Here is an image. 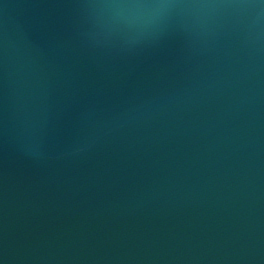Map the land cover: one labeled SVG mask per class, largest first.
I'll return each mask as SVG.
<instances>
[{
  "label": "water",
  "instance_id": "water-1",
  "mask_svg": "<svg viewBox=\"0 0 264 264\" xmlns=\"http://www.w3.org/2000/svg\"><path fill=\"white\" fill-rule=\"evenodd\" d=\"M0 264H264V0H0Z\"/></svg>",
  "mask_w": 264,
  "mask_h": 264
}]
</instances>
